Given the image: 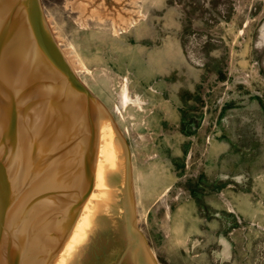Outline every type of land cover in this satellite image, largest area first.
<instances>
[{
	"label": "rangeland",
	"instance_id": "374dc122",
	"mask_svg": "<svg viewBox=\"0 0 264 264\" xmlns=\"http://www.w3.org/2000/svg\"><path fill=\"white\" fill-rule=\"evenodd\" d=\"M40 2L63 57L127 138L137 227L158 263L264 264V0ZM18 200L2 256L20 236ZM118 259L96 249L76 263Z\"/></svg>",
	"mask_w": 264,
	"mask_h": 264
},
{
	"label": "bare ground",
	"instance_id": "6f19581e",
	"mask_svg": "<svg viewBox=\"0 0 264 264\" xmlns=\"http://www.w3.org/2000/svg\"><path fill=\"white\" fill-rule=\"evenodd\" d=\"M0 57L2 59V52ZM54 103L48 113H44L43 125L37 130L39 159L29 166V170L38 169L35 198L30 204L27 200L26 206L12 215L20 236L15 246L10 245V251L14 248L15 252L0 254V264H77L82 257L87 260L99 246L100 236L117 231L123 211L128 208L122 188L121 150L106 122L100 116L90 115L88 110H83L81 116H73L71 101L55 100ZM24 123L20 117L18 128L25 129ZM15 138L18 143H11V137L3 135L0 161L3 150L12 153L20 145L21 134ZM28 179L32 180L30 173ZM30 181L27 191L31 190ZM6 220L0 222L1 230H7ZM38 239L40 251L33 256Z\"/></svg>",
	"mask_w": 264,
	"mask_h": 264
},
{
	"label": "water",
	"instance_id": "95a60500",
	"mask_svg": "<svg viewBox=\"0 0 264 264\" xmlns=\"http://www.w3.org/2000/svg\"><path fill=\"white\" fill-rule=\"evenodd\" d=\"M0 43L3 55L0 59V140L6 134L11 137V143H18L15 137L22 136L20 145L12 153L3 150L0 161V222L6 220L16 200L19 199L22 207L26 206L29 166L39 159L37 130L55 100L66 103L68 100L73 105V116H81L83 110H88L90 115L100 116L106 122L123 159L122 188L128 208L123 211L117 231L98 238L97 253L101 252L105 258L119 257L115 264H159L137 227L132 154L127 138L107 106L77 77L63 57L47 25L40 0H0ZM20 117L25 121V129L18 128ZM5 238L6 243H14V234Z\"/></svg>",
	"mask_w": 264,
	"mask_h": 264
}]
</instances>
